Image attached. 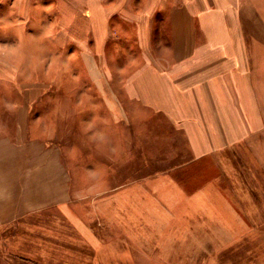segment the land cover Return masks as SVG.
Instances as JSON below:
<instances>
[{
    "label": "crops",
    "instance_id": "1",
    "mask_svg": "<svg viewBox=\"0 0 264 264\" xmlns=\"http://www.w3.org/2000/svg\"><path fill=\"white\" fill-rule=\"evenodd\" d=\"M36 2L52 14L51 42L77 84L54 88L50 71L44 99L14 102L13 129L0 134V228L16 227L12 251L33 264H209L229 236L214 235L212 216H116L120 199L132 198L103 179L116 150L102 151V140L115 141L121 125L132 140L128 129L139 125L173 142L158 155L182 156L190 174L260 130L240 0ZM166 179L150 185L177 189L179 206L210 203L207 178L188 191Z\"/></svg>",
    "mask_w": 264,
    "mask_h": 264
},
{
    "label": "rangeland",
    "instance_id": "2",
    "mask_svg": "<svg viewBox=\"0 0 264 264\" xmlns=\"http://www.w3.org/2000/svg\"><path fill=\"white\" fill-rule=\"evenodd\" d=\"M240 3V30L262 119L258 132L231 148L192 163L191 170L198 168V172L190 174L186 167L179 169V163L185 159L182 156L158 155L163 150L166 154L172 152L173 142H159L154 137L157 132L143 133L139 125L128 129L127 133H133L132 140L125 141L123 125L117 126L115 141L102 140V151L116 150L115 171L105 169L103 179L115 182L122 191L127 187L132 198L120 199L116 216H187L192 213L212 216L214 235L220 231L222 235L218 236L229 234L231 237L218 245L212 258L207 259L209 264H264V0H240ZM43 5L36 0H0V101L6 103L1 112L4 119L0 118L4 120V126H0L2 135L13 129L14 102L36 99L39 95L44 99L41 92L50 83V71H53L54 88L77 84L66 76L68 65L60 60L57 47L52 44L59 28L56 29L52 14L46 16L40 12ZM175 145L179 149L184 147L181 141ZM160 169L165 173L157 172ZM159 176L185 185L182 191H188V183L193 181L195 185L197 180L207 178L210 203L190 205L186 201L179 206L174 195L177 189L151 187V182L157 187ZM128 200L131 201L126 203ZM102 213V216H114L103 207ZM15 231L14 226L0 228V264H33L12 251L11 247L17 244L13 241ZM144 262L158 264L151 259Z\"/></svg>",
    "mask_w": 264,
    "mask_h": 264
}]
</instances>
